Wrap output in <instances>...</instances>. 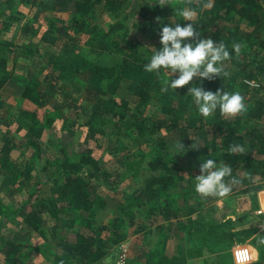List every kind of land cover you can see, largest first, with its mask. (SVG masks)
<instances>
[{"label": "trees", "instance_id": "trees-1", "mask_svg": "<svg viewBox=\"0 0 264 264\" xmlns=\"http://www.w3.org/2000/svg\"><path fill=\"white\" fill-rule=\"evenodd\" d=\"M11 1L8 0L5 5L8 6ZM101 1L70 0L69 9L72 19L68 31L74 35L83 32L85 19L94 13V9ZM150 1L156 4L157 12L152 13L148 22L159 23L158 28L153 30V24L139 28L136 24H128L127 19H122L104 30L94 29L89 32V42L98 47L101 55L119 56L122 59L126 55L135 57L131 68L136 69L137 74L127 81L123 78L128 84L129 100L123 99L120 102H116L114 98L103 100L106 96L105 90L111 88L121 67L123 71L130 66L125 59L121 63L112 65L77 57V62L73 66L76 79L83 77L88 87L96 86V89H104L103 92H95L100 105L88 118L87 126L91 135L97 132L108 139V142L114 136L123 137L128 140L125 146L120 148L121 142L117 140L114 144L124 152L132 148L130 142L135 144L138 151H141L139 156L124 153L122 166L125 172L133 170L141 173L139 166L144 159V169L149 174L140 182L141 189L136 196L129 199V204L116 206L107 224H99L94 211L95 208L107 207L105 199L100 196L89 198L87 193L92 182H97L109 190H115L114 176L104 170V164L93 157L92 150H83L75 156L70 154L69 143L67 146L65 142H61V139L65 141L66 138L59 139L54 132V117L42 112L47 100L46 94L40 92V84L37 81L21 84L11 80L9 56L16 57L12 61L15 64L17 58L31 60L40 57V51L29 44L0 42V98H3L5 100L3 102L8 105L13 104L18 113L28 115L31 124L37 122L38 114L44 113L42 116L44 127L51 132L52 138L48 141V145L61 146L58 145L56 158L45 161L38 174L45 179V182L60 183L62 190L57 202L66 203V210L68 212L71 210L73 215L72 226L58 228L54 240L41 247H29L33 250H41L42 256L50 264L73 262L99 264L113 248L123 243L129 234L141 233L148 226V234L167 231L166 237L171 235L176 251L171 248L170 255L163 254V249L143 252L141 258L137 257L133 264H234L231 258L232 247L236 244L244 245L248 240H251L259 253V261L256 264H264V244L259 243L264 239L262 237L264 235L260 237L256 234L255 220L249 215L241 218L230 212L231 198L198 196L193 188L194 179L200 174L199 167L195 169L190 161L197 151L204 160L214 159L218 164L230 165L233 174L248 167H257L261 172L260 176L263 179L261 181H264V129L248 126L250 121L264 118V103L252 102L253 104L249 105L241 116L245 122L237 130L218 111L207 118V121L201 117L195 106L191 105L192 98L187 94L188 88L192 86L190 83L174 91L171 89L167 92L162 91V87L167 84V71L161 69L159 74L146 72L144 65L149 61L151 53L141 54L140 48L135 47L134 41L129 36L131 31L140 33L142 29L149 34L154 32L158 35L162 26L169 22L164 15L162 4H157L155 0ZM192 1L196 2L198 16L200 18L206 16L199 30L206 35V38L223 42L231 52V58L225 63L229 67L238 65L241 72L238 76L228 78L227 81L235 82L233 86L223 89L236 92L235 88H238V92L243 94L244 90L249 89L244 83L246 80L264 79V7L262 8L261 5L264 4V0H211V8H203V4L208 0ZM21 2L34 3L32 0H21ZM2 14L0 9V15ZM156 17L158 20H155ZM216 22H221L222 28L210 30L209 27ZM65 32L61 33L66 36L68 32ZM234 44L241 45L238 54L233 50ZM260 55L261 57L258 58ZM8 86L11 89L6 88ZM3 93L13 98L9 100L10 98ZM168 95L176 96L177 100H170ZM153 105L158 109L157 117L159 114L164 116L163 119L158 118V120L156 116L146 114ZM184 118L189 119V127L179 123ZM64 127L65 125L61 128L62 136L69 139L72 134L70 132L66 134ZM161 127L172 136L178 134V140H181L186 151L176 154L172 149L173 141L158 137ZM187 130H192L193 134H188ZM193 141H199L201 144L193 149ZM232 144L244 145L246 153L230 154L229 146ZM143 145L148 147L147 152L140 150ZM30 146L29 141L22 143L21 154H25V150ZM131 155L134 156L130 158ZM31 159L34 162L41 161L39 147H35ZM0 168L8 169L5 165H1ZM183 177L185 180H182ZM237 179L238 183L243 180L239 176ZM183 182L190 191L183 186ZM262 190L264 186L253 184L241 193L248 195L256 206L253 195ZM219 201L222 202L224 216L214 218L213 213L216 211L214 205ZM57 202L54 198L45 197L42 193V184H38L27 191L19 205H13L7 210L0 203V215L2 220L19 218L29 231L40 233L45 224V216L57 210ZM194 209L197 210L198 216L193 223L176 221L166 227L157 223L160 217L161 219L163 217L164 221L168 215L175 216L182 212L191 214L190 211L193 212ZM231 216L234 217L233 220L229 218ZM260 217L264 218V216ZM22 247L24 246L0 236V251L13 253L16 248Z\"/></svg>", "mask_w": 264, "mask_h": 264}, {"label": "rangeland", "instance_id": "rangeland-1", "mask_svg": "<svg viewBox=\"0 0 264 264\" xmlns=\"http://www.w3.org/2000/svg\"><path fill=\"white\" fill-rule=\"evenodd\" d=\"M8 0H0V9L2 15H0V42L9 41L14 44H29L40 51V57H35L31 60H25L17 58L15 64L12 63L15 56H9L11 61L9 62V71H11V80L17 83L24 84L27 81H37L40 92L46 94V104L42 112L48 113L54 117L55 122L53 124L54 132L59 139L66 138L65 141L61 139V142H65L68 146L71 155H77L83 150H92L94 158L101 160L104 164V170L114 176L115 190H109L97 182H92L91 187L87 193V197L100 196L105 199L107 207L104 209L95 208V215L98 223L107 224L110 220L112 213L115 212L118 204H129V199L132 196H136L140 191V182L149 175L145 171V160L142 159V163L139 166L141 173L136 171H127L122 166L123 156L125 154H136L139 156L137 146L132 144L130 150L125 152L118 148L114 142L120 141L121 148L128 143V140L121 138L120 136H114L109 140L105 139L101 134L91 135L88 129V118L92 113L97 110L99 104L96 99L95 92H103L104 89H96L97 87H88L85 78L80 77L76 79L75 62L77 57H85L87 59L94 60L95 62H103L104 64H117L122 60H126L130 66H127L123 71L121 67L120 73L113 81L109 90H105L106 96L103 100L114 98L116 102L121 100H129L127 91V81L137 74V70L132 69L134 65V56H104L101 55L98 47L89 42V32L92 30H104L109 25L118 22L122 19H127L128 24H136V27L153 24V30L160 26L157 22H148L152 16V13L157 12L156 4L150 0H102L100 4L94 9V13L85 19L86 24L84 31L74 35L71 31H68L71 25L69 1L70 0H32L34 3L21 2V0H12L9 5H5ZM144 1V2H143ZM155 2L161 3L164 15L169 21L175 20V23L182 25L190 23V21H179L181 17L175 15L177 9H192L196 11V2L192 0H167L168 4L163 5V0H155ZM145 3L147 5H145ZM262 8L264 4H261ZM155 15V14H154ZM206 16L203 15L200 18L198 15L194 18V26L196 31L201 34V37L206 38L204 33L199 30ZM155 20H158L156 17ZM7 25V27H6ZM222 28L221 22H216L209 27L210 30L215 31ZM250 29V28H248ZM66 31V32H65ZM68 34L64 36L63 33ZM131 31L129 36L134 41L135 47L140 48L141 54L151 53L152 48H159V34L154 32L149 34L142 29L141 31ZM132 50V49H131ZM129 51L127 50V53ZM261 55L258 57L260 58ZM258 62L260 60L258 59ZM262 64V62H260ZM263 65V64H262ZM69 66V68L67 67ZM238 65L228 66L223 62V70L227 75H221L220 77L213 78L212 81L201 80L193 78V81L189 83L191 85L197 84L203 87L205 90L216 91L218 89L230 88L235 82H229L228 78L232 76H238L240 70ZM65 68V69H64ZM178 74H174L176 77ZM124 78V79H123ZM128 78V79H127ZM224 80V81H223ZM259 87L249 88L243 91L241 95L244 97L246 108L252 105V102L264 103V79L259 78L256 80ZM11 86V85H9ZM6 87L10 88L11 87ZM221 87V88H220ZM232 89V88H231ZM229 91L230 89H223ZM238 92V88H235ZM257 90V91H256ZM7 96V93H3ZM170 100H177L174 95H168ZM11 100L13 96H7ZM168 98V99H169ZM5 100L0 98V103L3 107V117L0 120V145L2 146V154H0V166L5 165L8 169L0 168V203L9 210L13 205H19L23 196L27 191L33 189L36 185L42 184V193L47 198H54L57 202L59 194L61 192L60 183H48L45 179L39 175V170L47 160H53L56 158V147L48 145V141L51 138V132L44 127V121L42 120L43 114L37 115V122L33 124L29 121V116L26 115V121L20 123L22 131H14L11 120L12 114L18 112L12 105L4 103ZM10 104V103H9ZM191 105H194L193 103ZM190 105V106H191ZM6 106L8 109L6 110ZM157 108L151 106L146 114L156 116L158 119H163L164 116L158 114ZM247 111V110H246ZM161 112V111H159ZM14 115V114H13ZM242 114L235 117L225 116V119L232 125L233 128H237L245 122ZM158 119V120H159ZM189 119L184 118L179 123L182 126H190ZM208 119H206L207 121ZM205 121V120H204ZM247 122V121H246ZM190 123H192L190 121ZM65 125L64 131L66 134L70 132L72 136L67 139L66 136H62L61 128ZM248 125V124H247ZM248 126L258 127L264 129V118L261 120L250 121ZM14 131V132H11ZM188 134H193L192 130L188 131ZM24 135L25 137H21ZM158 137L164 138L166 141L176 142L178 134H168L166 130L161 127L158 132ZM176 135V136H175ZM68 136V135H67ZM181 137V135H180ZM68 140V141H67ZM30 142L31 146L25 150V154H21L22 143ZM112 141V142H111ZM62 143V144H63ZM10 145H13L11 147ZM61 146V145H60ZM35 147H39L41 150V161L34 162L33 154ZM17 148V149H16ZM140 150L144 152L148 151V147L143 145ZM200 150V149H199ZM131 155L130 158H132ZM136 158V157H135ZM137 159V158H136ZM201 160H204L200 152L192 155L190 161L195 169L199 167ZM144 170V171H143ZM260 170L257 167L245 168L240 172L233 174L234 177H242L243 180L233 186V192L227 197L231 198L230 212H233L236 216L243 218L245 215L251 216L255 220V227L257 235H264V213L261 209H264V200L259 201V195L264 194V190L254 193L256 206L250 201V197L247 203L249 213L242 214L238 212V199L240 196H247L241 192L248 188L249 185L264 186V181L260 176ZM14 175V176H13ZM185 180L183 177L182 180ZM181 180V181H182ZM183 186L187 188V184L183 182ZM247 197H245L247 199ZM84 200V199H83ZM214 218H223V205L222 202H215ZM208 206V205H207ZM57 210L50 212L44 218V227L40 233L29 231L19 218H11L2 220L0 215V236L6 240H12L24 247L15 249L13 253L9 251H0V264H50L41 253V250L30 249L32 247H41L44 244L54 240L55 232L58 228H70L73 224V215L71 210H66V203L58 201L56 204ZM208 210L210 207L207 208ZM191 214L177 213L175 216L168 215L163 221L157 219V223L161 226L169 225L176 221L183 223H193L198 216L197 210L190 211ZM229 212V211H228ZM261 212V214H258ZM184 214V215H183ZM228 214L227 212L225 213ZM167 215V214H166ZM235 216V217H236ZM232 220L234 217H229ZM248 220V219H247ZM149 223L147 222L146 225ZM154 229V227L152 228ZM149 228L138 234H129L125 241L118 247L113 248L107 257L99 264H133L135 259L141 258L143 252H151L153 250L163 249V254L170 255V252L174 248L176 251L175 243L172 241L171 235L166 237L167 231L156 234H148ZM151 235V236H150ZM264 238V236H262ZM162 245H161V243ZM160 243V244H159ZM29 247V248H28ZM1 250V249H0ZM247 252L249 255L257 252L256 248L252 245L251 240H248L244 245H234L231 249V258L234 264H237L238 253ZM176 255V252H175ZM179 258V257H178ZM258 260L248 261L247 264H256ZM71 264H80L79 262H73Z\"/></svg>", "mask_w": 264, "mask_h": 264}, {"label": "clouds", "instance_id": "clouds-1", "mask_svg": "<svg viewBox=\"0 0 264 264\" xmlns=\"http://www.w3.org/2000/svg\"><path fill=\"white\" fill-rule=\"evenodd\" d=\"M168 4L163 0V5ZM211 0L203 4V8H211ZM175 15L181 17L179 21H190L182 25L169 21L159 32V48L151 49L149 61L144 65L148 73L159 74L160 70L168 73L167 84L162 91L175 90L188 85L193 78L212 80L221 75H227L223 70V62L231 58V52L223 42L211 38H203L196 31L194 18L198 13L192 9H177ZM163 23V22H161ZM241 45L234 44L233 50L238 54ZM174 74L176 78H172ZM187 94L192 98L198 114L207 119L217 111L224 116L235 117L246 111L244 97L239 92H228L218 89L215 92L205 90L193 84ZM199 141H193L192 148H197ZM173 151L182 154L186 149L181 140L174 142ZM230 154H245L246 147L241 144L229 146ZM199 175L194 179V192L203 198H225L233 191V186L239 181L233 176V169L228 164H218L214 159L201 160ZM227 178V179H226ZM259 243L264 244V239ZM237 264H247L248 261L259 259V253L249 255L247 252L237 254Z\"/></svg>", "mask_w": 264, "mask_h": 264}, {"label": "crops", "instance_id": "crops-1", "mask_svg": "<svg viewBox=\"0 0 264 264\" xmlns=\"http://www.w3.org/2000/svg\"><path fill=\"white\" fill-rule=\"evenodd\" d=\"M3 107V104L0 103V108ZM8 109V107L6 106V110ZM14 114V115H13ZM12 114V119L11 120H16V122H12L13 123V126L14 127V131L15 130H18L19 133H21L20 131H22V129L20 127V123L23 122L22 124H24L26 121V116L25 114L23 113H18V112H15ZM3 117V110L0 111V120L1 118ZM29 123V122H27ZM0 129H2V124L0 126ZM11 130V132H14ZM21 137H25L24 135L22 136V134H20ZM1 142V141H0ZM11 147H13V145H10ZM17 149V148H16ZM0 154H2V146L0 145ZM247 196H240V199H238V212L242 213V214H245V213H249V210H248V206H247V203H248V200H249V196L247 197V199L245 198ZM259 201H260V205H261V202L264 200V194H260L259 195ZM264 212V209L263 207L261 208ZM264 216V213L262 214Z\"/></svg>", "mask_w": 264, "mask_h": 264}, {"label": "built area", "instance_id": "built-area-1", "mask_svg": "<svg viewBox=\"0 0 264 264\" xmlns=\"http://www.w3.org/2000/svg\"><path fill=\"white\" fill-rule=\"evenodd\" d=\"M244 83L247 86H249V88L259 87V84L257 82H255V81H248V80H246ZM258 214H261V212H259Z\"/></svg>", "mask_w": 264, "mask_h": 264}]
</instances>
